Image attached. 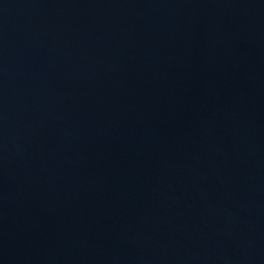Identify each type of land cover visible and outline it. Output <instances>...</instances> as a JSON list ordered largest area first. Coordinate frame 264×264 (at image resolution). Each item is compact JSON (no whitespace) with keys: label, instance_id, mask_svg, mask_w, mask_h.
<instances>
[{"label":"water","instance_id":"water-1","mask_svg":"<svg viewBox=\"0 0 264 264\" xmlns=\"http://www.w3.org/2000/svg\"><path fill=\"white\" fill-rule=\"evenodd\" d=\"M0 264H264V0H0Z\"/></svg>","mask_w":264,"mask_h":264}]
</instances>
